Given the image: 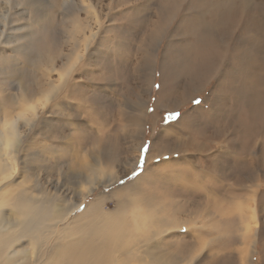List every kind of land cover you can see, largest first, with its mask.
<instances>
[{"label":"rangeland","instance_id":"374dc122","mask_svg":"<svg viewBox=\"0 0 264 264\" xmlns=\"http://www.w3.org/2000/svg\"><path fill=\"white\" fill-rule=\"evenodd\" d=\"M205 1L208 8L205 2L199 4L200 10L191 11L189 0H184L179 13L166 19L164 14L156 17L164 0H92L97 10L95 18L85 15L76 2L0 0V128L15 115H24L22 92L29 91L37 81L48 80L49 89L53 92L55 88L54 96L37 107L35 116L25 115L24 118L28 117L16 124L22 128L23 137L15 160V183L26 177L29 183L24 187H31L34 182L33 185L51 195L67 194L78 191V177L88 164L97 160L114 161L105 168L118 175L116 182L96 189L72 218L80 215L96 197H107L103 209L112 210L119 202L116 193L135 183L140 188L136 197L165 206L159 216L185 222L167 241L174 246L190 247L186 254L193 250L188 264H264V164L259 163L264 146L262 136L257 134V129L247 136L248 146H255L250 156L243 152L244 146H248L242 137L236 138L227 129L235 127L242 118L261 122L264 105L256 111L260 118L248 117L247 101L235 98L238 85L233 80L236 79L223 76L228 68L212 67L220 73L211 77L208 65L203 67L217 56L220 61L223 55L230 57V50L220 48L219 41L231 33V42L235 35L244 37L245 30H239L241 23L250 16L263 15L264 0ZM222 8H233L232 13L217 17L216 10L219 13ZM198 12L199 19L210 22V27L219 25L212 31L205 24L207 35L200 41H197L200 32L193 33V18L189 15H198ZM156 26L160 32L155 35L158 40L148 50L145 39L156 31ZM262 35L264 31L259 34ZM185 47L191 49L189 53ZM177 49L179 55L174 53ZM243 49L247 50L243 46L234 49L237 57L245 58L244 53L242 56L238 52ZM261 53L262 59H251V65L256 69L253 75L257 76L255 94L262 95L264 48ZM196 54L202 66L193 64L196 59L192 56ZM187 56V63L183 62ZM237 63H232V68ZM173 66L178 71L172 72ZM227 75L231 76L230 72ZM228 87H233L232 91ZM213 92L218 100L210 106ZM38 93V89L31 93L36 98L34 102L39 99ZM220 99L226 101L225 108L221 107ZM139 100L144 102L143 113L136 110ZM136 117L141 119V127L133 124ZM216 128L223 129L220 136ZM177 143L181 145L178 153L163 147ZM207 144L211 146L209 150H199L198 146ZM219 153L227 158H218ZM208 157L219 160L209 164ZM131 162L135 164L130 169ZM213 164L215 167L223 164L225 170L210 172L208 169ZM235 165L240 166L238 173ZM196 196L203 206L195 205ZM176 206L181 209L174 211ZM197 208L202 210L195 211ZM232 218L238 224L241 222L239 226Z\"/></svg>","mask_w":264,"mask_h":264},{"label":"bare ground","instance_id":"6f19581e","mask_svg":"<svg viewBox=\"0 0 264 264\" xmlns=\"http://www.w3.org/2000/svg\"><path fill=\"white\" fill-rule=\"evenodd\" d=\"M152 1L155 2V0ZM183 1L184 0H164V4L160 5V10L158 11L156 17H162L161 15L164 14L166 19H169V17L171 19V14H175V12H178ZM75 2L78 6H82V11L85 12V15H88L91 18L97 17L94 15L97 14V10H95L96 7L92 3V0H64V3ZM205 2L206 7L208 8V1L189 0L188 8L191 11H198L200 10L199 4ZM146 4H148V2ZM136 6H140V4H136ZM136 8L135 10H140V7L137 9ZM232 9L233 8H222V10L220 9L221 11L219 10V13H217V10L215 13L217 17H222L224 15H229V13H232ZM240 11H242L243 13H248L246 9H241ZM145 13L146 12H144V14ZM189 15L191 16V18H193V21L191 22L192 26H194V28L192 29L193 33L194 30L200 32L197 41H200L201 39L205 38V35H207V28H203L205 24H207V26L211 28L212 31L219 28V25H212L210 27V22L204 23L202 18L199 19V12L198 15ZM249 18L246 19V21L244 20V23H241L242 25L239 29L242 30L243 28L245 30L244 37L235 35V38L231 37V42L229 41V39L232 33L231 35L226 34V36H224V39L219 41L218 43L220 48L222 47L226 51L230 50V57L223 55V59L220 61V56H217L212 61H210V64H207L206 62V64L204 65L201 58L198 57L197 54L192 57L196 59L193 64L196 63L197 66L203 65V67H206L208 65L209 74L211 77H216L217 75L219 76L220 73V70H213L212 67H216L218 69L221 68L222 70L227 67L228 70L224 73L223 76L228 77L229 79L231 77L233 79H236L233 81L238 85V89H236L238 95L235 98H241L242 100L247 101L246 111L248 117L256 116L260 118L261 115L256 114V111L260 110L259 108L263 107L264 105V99H262V95L264 94H255V87L257 86V76H254L255 74L253 75V72L256 69H253L254 66L251 65V63L255 57L259 60H261L263 57L261 50L264 48V36L262 35L263 37H261L259 36V34H261V31H264L262 30L264 27V13L263 15L256 14V16H250ZM166 19L164 21L165 23L167 21ZM195 20L199 21L197 23H194ZM166 25L168 26V24ZM155 29L156 31H153V33H151V36H149L147 40L145 39L148 44L144 46H146L148 50H152L153 47L152 49H150V45H153L154 42L158 40L157 38L155 40V35L160 33L157 32V29H159L158 26H156ZM80 30L81 29H79L78 31ZM91 31L93 30L90 29V32ZM222 32H224V30ZM238 46L247 48V50L243 49L238 52H241L240 55L244 53L243 55L245 56V58H249V60H246L244 57L236 56V53H234V49ZM190 50L191 49L189 47H185L186 52L189 53ZM251 52L253 53V55H251ZM174 53L179 55L180 50L177 49ZM224 57H227L228 59H224ZM187 58L188 56L183 60V62H186ZM235 62H238V66H233L232 68L231 64H234ZM175 64H178V62L176 61ZM223 64L225 65L223 66ZM175 68L176 67L173 66L170 70L172 72L175 70L178 71V69ZM229 72L231 76L227 75ZM207 73L208 72H206V75L208 76ZM242 79H246V81L242 82ZM216 88L218 89V86ZM36 89H38L39 92V96L37 97L39 99H37V101L35 102H41V104H36L34 102L36 98L33 95L32 96L34 97V99H32L33 97L31 96V93ZM227 89H230V91H232L233 87H228ZM25 90L22 92L20 97V99L23 100L22 103L26 106L25 110L22 111V114L24 115H15L13 120L2 124L3 129L0 128V264H188L189 262H191L192 259L188 258L193 255V250L186 254L189 251L190 247L186 248L185 246H179L178 244L174 246L173 244H171V242L169 243L167 241V239L170 240L173 238V232L179 231L180 228L184 226L185 222H174L172 220H168L169 218L167 216H159V214L163 212V210H165V206H161L162 204L158 203V201L155 202L159 206H161L160 208L155 203L153 205V202H150L145 197H136L138 192H140V188L137 187L135 183L126 185L124 188H121L118 193H116V197L119 202L117 203V205L115 204L116 206L112 210L103 209V207L106 206L103 202L107 197H96L84 208L82 212H80V215L77 214L72 218V216L76 214V210L79 209L80 206L82 207V205H85L86 199L91 196L96 189L101 187H108L116 182L117 179L115 178H117L118 175L116 177L115 175H113V173L108 172L107 168H105V166L109 168L111 163H113L114 161L110 160L111 162H106L104 160L103 162L97 160L91 165L88 164L84 168L82 174L78 177V186L76 187V190L78 191H70L67 194L65 193L62 195H57L55 193L51 195L45 192L43 189L38 188L36 184L33 185V181H31L33 182V186L31 185V187H24L25 183H29L25 181L26 179L24 178L26 177H24L22 180L20 179V181L22 182L15 183L16 180L14 178H16L15 175L17 174L15 160L17 154L19 153L18 145L20 144V139L23 137V133H21L22 131H20L22 130V128L17 127L16 125L17 121H23L28 117L26 116V118H24L25 115H28L30 113L31 115L35 116L36 109H38L37 107L39 105H45L47 103L46 101L55 94V88L53 92L49 89L48 80L47 82L37 81V83L34 84L29 91ZM248 90H250L251 92H248ZM172 92L174 91H170V93ZM216 100H218L217 96L215 92H213V100L209 105L214 106V101ZM136 104V110L138 111V113H143L141 110L144 108V102L139 100ZM220 105L222 108H225L226 101L220 99ZM141 122V119L138 117L133 119V124L135 126L141 127ZM5 128H7V130H4ZM227 129L231 130L232 135L236 138L240 139L242 137L241 139L243 142H246V146H248V143L250 142L247 136L250 135V132H255V129H257V134L260 133L259 135L262 136L261 145L264 144V120L258 122L253 119L247 120L242 118L241 120L238 119L235 127H227ZM216 130L218 132L217 135L220 136L223 129L216 128ZM243 132L245 133V137L243 136ZM179 135L181 134L179 133ZM163 136L164 135H162L161 137L159 136L158 141H160ZM220 138L221 137H219V139ZM140 144L141 143L139 141L138 146ZM140 147L138 148V152L140 150ZM163 147L175 149L174 151H172V153H178L180 152L179 149L181 148V145L177 143L173 146L164 145ZM198 147L200 151L204 150L205 152L206 150H209V147L211 146H208L207 144L205 147L201 145ZM238 148H240V151L242 152V146H239ZM262 148L263 151L260 150L262 155V162L259 161V163L264 164V146ZM164 150L165 152L168 151V149ZM243 150L244 154L252 156V154H254L255 152V146L251 147V145H249L248 148L244 146ZM216 151L217 150H215V152ZM219 156H222L221 153L218 154V158ZM222 157L223 159L227 158L226 156ZM218 158L208 157L206 159L208 160L209 164H211V162H215V160H217ZM252 159L254 160L253 163H255V158ZM240 161L241 159H239L236 165H238ZM222 162L229 163V161L223 160ZM134 164L135 162L128 163L130 169L134 166ZM220 165V167H215L213 164L212 167H210L212 169L208 170L210 172H219L221 170H225L223 164ZM236 165L235 170L237 172L235 173H238L240 166L238 167ZM247 167L249 168L248 173H251L252 175L253 171L251 170L250 165H247ZM28 175L30 174L28 173ZM196 198L198 203L196 202L195 205L203 206V203L201 204L199 202L200 197L196 196ZM134 208H137L138 211H136ZM176 208L177 209H174V211H179L181 209L180 206H176ZM195 208L196 206L194 207V209ZM201 208H197L195 211H200L202 210ZM195 211L194 213L196 214ZM235 221L236 226H239L241 222L238 224L237 219L232 218V222L234 223ZM170 225L171 227H169ZM226 225L229 224L226 223Z\"/></svg>","mask_w":264,"mask_h":264},{"label":"snow or ice","instance_id":"6c2138e0","mask_svg":"<svg viewBox=\"0 0 264 264\" xmlns=\"http://www.w3.org/2000/svg\"><path fill=\"white\" fill-rule=\"evenodd\" d=\"M169 118H172L171 116Z\"/></svg>","mask_w":264,"mask_h":264}]
</instances>
